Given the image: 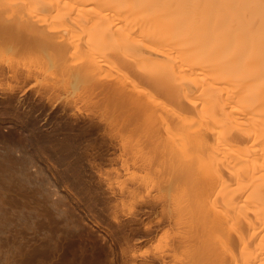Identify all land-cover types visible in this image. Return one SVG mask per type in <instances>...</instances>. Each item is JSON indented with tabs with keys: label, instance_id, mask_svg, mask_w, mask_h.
Here are the masks:
<instances>
[{
	"label": "bare ground",
	"instance_id": "6f19581e",
	"mask_svg": "<svg viewBox=\"0 0 264 264\" xmlns=\"http://www.w3.org/2000/svg\"><path fill=\"white\" fill-rule=\"evenodd\" d=\"M20 43L48 49L55 65L62 63L52 51L63 66H77L75 83L116 101L124 117L128 106L130 115L137 110L150 124L159 120L169 140L162 139L164 148L152 142L153 161L166 155L171 162L163 165L160 159L161 170L168 167L179 184L198 186L200 196L183 195L191 194L194 202L201 197L200 218L211 223V234L205 233L211 242L192 241L199 243L196 250L202 247L195 258L210 260L209 254L210 264H264V0H0V51ZM7 70L13 79L20 75ZM159 151L164 153L158 158ZM26 163L18 164V177L28 182L32 172L24 171ZM43 184H38L43 193L53 195L52 186ZM198 226L194 231L201 236L205 230ZM163 257L153 260L163 264Z\"/></svg>",
	"mask_w": 264,
	"mask_h": 264
},
{
	"label": "rangeland",
	"instance_id": "374dc122",
	"mask_svg": "<svg viewBox=\"0 0 264 264\" xmlns=\"http://www.w3.org/2000/svg\"><path fill=\"white\" fill-rule=\"evenodd\" d=\"M18 44L13 51H0V189H4V197L0 194V264H159L153 258L160 254L163 264H188V260L190 264H210L209 254L205 255L210 260L207 256L204 261L197 259L201 256V246L196 250L199 239L210 237L211 242V223L202 221L196 205L198 186L183 180L187 185L179 184L181 179L170 177L168 167L163 172L157 164L160 159L163 165L171 162L164 160L163 151L157 154L164 158L153 161L155 145L164 148L162 139L169 140L168 135L164 139L166 132L159 120L150 124L145 115H135V109L130 115L128 106L124 117L126 111L121 109L122 115L118 106L116 110V101L111 104L100 93L107 98L105 102V97L100 98L84 82L75 83L77 66H63L62 58L51 50L62 63L55 65L48 49L43 52L31 43ZM8 68L18 70L19 77H9ZM104 102L107 104L102 105ZM148 142L154 147L151 150L145 146ZM22 159L27 162L24 171L33 174L28 182L23 175L18 177ZM161 171L175 182L164 179ZM41 182L52 186L55 194L43 193ZM190 191L198 195L195 202L191 194H186L189 198L183 195ZM205 196L209 201L211 193ZM195 221L201 226L198 230H205L201 236L195 232ZM195 238H199L197 244ZM208 249L211 254V246Z\"/></svg>",
	"mask_w": 264,
	"mask_h": 264
}]
</instances>
